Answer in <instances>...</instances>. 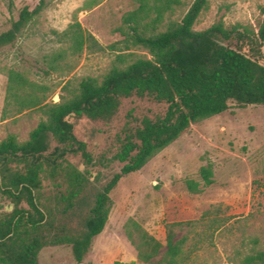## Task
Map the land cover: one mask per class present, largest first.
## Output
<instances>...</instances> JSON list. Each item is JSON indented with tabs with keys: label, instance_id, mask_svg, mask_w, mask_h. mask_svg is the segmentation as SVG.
Wrapping results in <instances>:
<instances>
[{
	"label": "trees",
	"instance_id": "trees-1",
	"mask_svg": "<svg viewBox=\"0 0 264 264\" xmlns=\"http://www.w3.org/2000/svg\"><path fill=\"white\" fill-rule=\"evenodd\" d=\"M2 1L12 15L13 0ZM133 1L138 6L123 16L119 32L149 58L137 57L123 65L125 60L118 57L119 65L100 81L86 78L76 87L66 83L57 103H46L41 90L22 74H7L5 103L12 102L18 113L37 108L44 120L27 141L19 143L8 135L0 142V198L12 205L10 212H0V264H38L43 249L61 246L70 249L75 264H92L86 255L104 229L111 194L122 178L141 170L191 125L223 114L231 106H264V8L256 27H225L218 22L194 31L207 0H194L178 19L172 16L183 6L182 0ZM45 7L46 0H38L32 8L22 7L9 28L0 31V52L12 46ZM63 37L72 52L96 44L77 22L69 25ZM233 41L238 47H232ZM245 46L248 53L243 51ZM131 97L151 99L165 105V110L123 131L112 157L119 171L93 194L80 228H72L64 219L86 196L93 178L92 155L74 134L72 119L107 121L121 101ZM200 175L205 185L211 184L209 167L201 168ZM187 187L198 191L193 182ZM187 224L167 225L166 252L156 263L151 261L162 245L142 233L135 246L138 261L183 263L184 240L174 241L173 228ZM241 264H264V251L245 256Z\"/></svg>",
	"mask_w": 264,
	"mask_h": 264
},
{
	"label": "rangeland",
	"instance_id": "rangeland-1",
	"mask_svg": "<svg viewBox=\"0 0 264 264\" xmlns=\"http://www.w3.org/2000/svg\"><path fill=\"white\" fill-rule=\"evenodd\" d=\"M38 0H13L10 15L0 0V31L9 28L24 6ZM46 0L45 10L32 21L12 46L0 52V142L13 135L19 143L44 120L37 108L16 112L5 103L7 74L15 71L38 87L46 103H57L66 83L76 87L86 78L100 81L118 57L129 63L149 58L139 46H131L120 34L125 14L135 10L133 0ZM194 0H182L172 19L181 18ZM264 0H207L193 30L215 23L225 27H256ZM79 23L95 40L93 47L69 50L63 33ZM232 47H238L235 41ZM248 53V48H243ZM121 65V64H120ZM4 109V110H3ZM165 105L148 98L122 100L107 121L75 120L74 134L92 155L91 187L65 221L80 228L93 194L119 171L112 157L123 131L134 128L143 117L163 114ZM4 111V115H3ZM209 167L211 184L205 185L200 170ZM198 191L192 192L187 183ZM50 193V192H48ZM11 205L0 198V212ZM8 212V211H6ZM174 227V241L184 240L181 264H241L256 251H264V106H231L223 114L191 125L180 137L155 155L137 173L122 178L111 194V209L100 235L86 255L92 264H148L137 259L135 246L146 233L162 245L156 263L166 252L167 225ZM134 244V245H133ZM38 264H75L68 247L43 249Z\"/></svg>",
	"mask_w": 264,
	"mask_h": 264
},
{
	"label": "water",
	"instance_id": "water-1",
	"mask_svg": "<svg viewBox=\"0 0 264 264\" xmlns=\"http://www.w3.org/2000/svg\"><path fill=\"white\" fill-rule=\"evenodd\" d=\"M12 210V205H9V209H6V211L10 212Z\"/></svg>",
	"mask_w": 264,
	"mask_h": 264
}]
</instances>
